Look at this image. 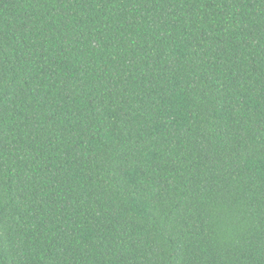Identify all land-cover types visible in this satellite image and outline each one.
<instances>
[{
  "label": "trees",
  "instance_id": "trees-1",
  "mask_svg": "<svg viewBox=\"0 0 264 264\" xmlns=\"http://www.w3.org/2000/svg\"><path fill=\"white\" fill-rule=\"evenodd\" d=\"M0 264H264V0H0Z\"/></svg>",
  "mask_w": 264,
  "mask_h": 264
}]
</instances>
